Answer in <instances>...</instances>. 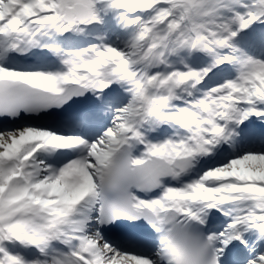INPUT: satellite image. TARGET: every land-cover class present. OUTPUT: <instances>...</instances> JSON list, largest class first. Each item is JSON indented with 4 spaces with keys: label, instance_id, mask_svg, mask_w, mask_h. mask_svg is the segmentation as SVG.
I'll return each mask as SVG.
<instances>
[{
    "label": "snow or ice",
    "instance_id": "1",
    "mask_svg": "<svg viewBox=\"0 0 264 264\" xmlns=\"http://www.w3.org/2000/svg\"><path fill=\"white\" fill-rule=\"evenodd\" d=\"M0 264H264V0H0Z\"/></svg>",
    "mask_w": 264,
    "mask_h": 264
}]
</instances>
